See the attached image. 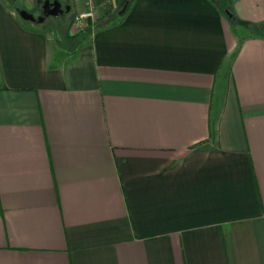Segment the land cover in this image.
Instances as JSON below:
<instances>
[{
	"label": "crops",
	"instance_id": "crops-1",
	"mask_svg": "<svg viewBox=\"0 0 264 264\" xmlns=\"http://www.w3.org/2000/svg\"><path fill=\"white\" fill-rule=\"evenodd\" d=\"M92 2L52 52L0 0V264H264V38L215 0Z\"/></svg>",
	"mask_w": 264,
	"mask_h": 264
},
{
	"label": "rangeland",
	"instance_id": "rangeland-1",
	"mask_svg": "<svg viewBox=\"0 0 264 264\" xmlns=\"http://www.w3.org/2000/svg\"><path fill=\"white\" fill-rule=\"evenodd\" d=\"M2 2H4V4L9 5V6H14L17 7L19 10H24L23 7L18 4L16 2V0H1ZM72 0H61V2L63 3V5H66V7L62 8V13L57 15V16H48L47 18H45V20L43 21V23H31V22H25L26 24L30 25L33 24L36 27H39L41 29H43L44 31L49 33V37L50 38V45H51V51H55L57 50V48L59 47L58 45H64L63 47H60L59 49L61 51H64L65 48H69L68 46L65 45L66 42L64 41H60L59 37L60 35L65 36L68 33L71 34L72 33V26L73 23L71 22L73 19V14L72 12L67 11V9H69L70 7V3ZM218 1V5L222 8V10L224 9H228V11H232L233 5L235 2H231V0H217ZM35 3V0H32V3ZM225 11V12H228ZM28 12L34 16V18L38 19L41 18L42 14L41 11L38 10L37 8L33 9V10H28ZM115 16H113L114 18ZM81 33L80 31L77 34ZM238 35L239 36H245L247 35V32L245 30H243V28L238 29ZM58 38V40H57ZM69 39V38H68ZM60 42V43H59ZM76 42V39L74 38H70L68 40V43L71 46H74V43ZM66 46V47H65ZM56 53V52H55ZM64 55L61 54L60 57L62 58Z\"/></svg>",
	"mask_w": 264,
	"mask_h": 264
},
{
	"label": "trees",
	"instance_id": "trees-1",
	"mask_svg": "<svg viewBox=\"0 0 264 264\" xmlns=\"http://www.w3.org/2000/svg\"><path fill=\"white\" fill-rule=\"evenodd\" d=\"M237 0H231V2H235ZM215 2L218 4V1L215 0ZM219 8L222 10V8L219 6ZM225 11H228V9H224L222 10V12L225 13ZM228 20L230 22L232 31L234 34H236V36L238 37V39L240 40L241 43H243L245 40L248 39H253V38H264V23L259 24V25H251V24H247V23H243L241 21H239L234 15H233V11H228ZM124 15L119 16L118 17V22H120L123 19ZM117 23V22H116ZM243 28V30H245L247 32V35L245 36H239L238 35V29ZM81 35L80 33L69 37V38H75L77 36Z\"/></svg>",
	"mask_w": 264,
	"mask_h": 264
},
{
	"label": "water",
	"instance_id": "water-1",
	"mask_svg": "<svg viewBox=\"0 0 264 264\" xmlns=\"http://www.w3.org/2000/svg\"><path fill=\"white\" fill-rule=\"evenodd\" d=\"M126 7L123 9L122 12H124ZM62 13L61 9V3L58 0H55L53 3H50L49 1L44 2L43 7V16L41 18H34L33 15L28 13L24 10H17V14L25 22H31V23H43L45 18L48 16H57Z\"/></svg>",
	"mask_w": 264,
	"mask_h": 264
},
{
	"label": "built area",
	"instance_id": "built-area-1",
	"mask_svg": "<svg viewBox=\"0 0 264 264\" xmlns=\"http://www.w3.org/2000/svg\"><path fill=\"white\" fill-rule=\"evenodd\" d=\"M87 2V9L79 14L78 16H75L72 26V33L76 34L78 33L85 25V22L87 20L95 21L97 19V11L94 8V4L92 0H86Z\"/></svg>",
	"mask_w": 264,
	"mask_h": 264
},
{
	"label": "flooded vegetation",
	"instance_id": "flooded-vegetation-1",
	"mask_svg": "<svg viewBox=\"0 0 264 264\" xmlns=\"http://www.w3.org/2000/svg\"><path fill=\"white\" fill-rule=\"evenodd\" d=\"M55 0H50L49 2L50 3H53ZM40 3H39V8H40V10H41V12L43 13V7H44V2L43 1H39ZM61 3V9L63 8V7H66V5H63V3L62 2H60ZM67 11H69V9H67Z\"/></svg>",
	"mask_w": 264,
	"mask_h": 264
}]
</instances>
